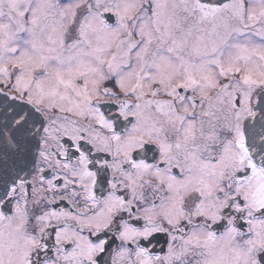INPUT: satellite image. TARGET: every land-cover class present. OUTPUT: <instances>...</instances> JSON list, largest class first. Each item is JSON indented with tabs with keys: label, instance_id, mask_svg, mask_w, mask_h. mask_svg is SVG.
<instances>
[{
	"label": "snow or ice",
	"instance_id": "snow-or-ice-1",
	"mask_svg": "<svg viewBox=\"0 0 264 264\" xmlns=\"http://www.w3.org/2000/svg\"><path fill=\"white\" fill-rule=\"evenodd\" d=\"M0 264H264V0H0Z\"/></svg>",
	"mask_w": 264,
	"mask_h": 264
},
{
	"label": "flooded vegetation",
	"instance_id": "flooded-vegetation-1",
	"mask_svg": "<svg viewBox=\"0 0 264 264\" xmlns=\"http://www.w3.org/2000/svg\"><path fill=\"white\" fill-rule=\"evenodd\" d=\"M63 206H67L66 205V203L63 205ZM160 240H161V243L163 242V240H164V236L161 234V236H160ZM159 250V246H157V251Z\"/></svg>",
	"mask_w": 264,
	"mask_h": 264
}]
</instances>
